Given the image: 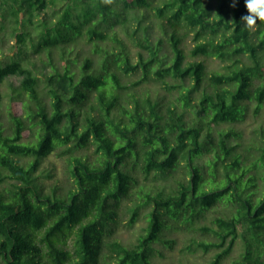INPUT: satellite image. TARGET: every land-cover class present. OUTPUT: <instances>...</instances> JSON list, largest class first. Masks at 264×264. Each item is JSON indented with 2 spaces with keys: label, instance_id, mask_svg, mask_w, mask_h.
<instances>
[{
  "label": "trees",
  "instance_id": "trees-1",
  "mask_svg": "<svg viewBox=\"0 0 264 264\" xmlns=\"http://www.w3.org/2000/svg\"><path fill=\"white\" fill-rule=\"evenodd\" d=\"M246 15L0 0V264H264V23Z\"/></svg>",
  "mask_w": 264,
  "mask_h": 264
},
{
  "label": "clouds",
  "instance_id": "clouds-1",
  "mask_svg": "<svg viewBox=\"0 0 264 264\" xmlns=\"http://www.w3.org/2000/svg\"><path fill=\"white\" fill-rule=\"evenodd\" d=\"M245 8L247 15L241 18V22L246 30L254 31L258 23H264V0H245Z\"/></svg>",
  "mask_w": 264,
  "mask_h": 264
},
{
  "label": "rangeland",
  "instance_id": "rangeland-1",
  "mask_svg": "<svg viewBox=\"0 0 264 264\" xmlns=\"http://www.w3.org/2000/svg\"><path fill=\"white\" fill-rule=\"evenodd\" d=\"M47 13L51 16H52V13H56V11L52 12L50 9H47ZM53 19L55 20V18L53 17ZM13 42V39L9 38V41H7L6 43L8 44H11ZM8 44H5L6 46L3 48V53L4 54H10V52L8 51ZM18 109V108H16ZM93 148H91L90 151H92ZM51 160V161H54L55 164H56V167H55V172H56V175L55 177L58 178V179H61V180H66V172H65V167H64V164L61 160H59L58 158L54 157V156H50L48 160H45L43 162V165H45L47 167V164H48V161ZM51 181V180H49ZM141 223V222H140ZM122 235H126V232L123 231L121 232ZM166 253H167V257L163 258L161 260L162 263H170V264H176L175 262L172 263V261H175L177 258H178V251L177 250H166Z\"/></svg>",
  "mask_w": 264,
  "mask_h": 264
}]
</instances>
